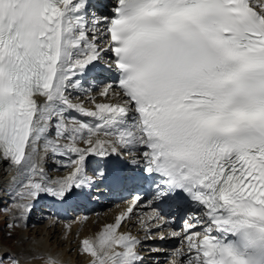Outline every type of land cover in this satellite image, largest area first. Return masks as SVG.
<instances>
[{
	"label": "snow or ice",
	"instance_id": "obj_1",
	"mask_svg": "<svg viewBox=\"0 0 264 264\" xmlns=\"http://www.w3.org/2000/svg\"><path fill=\"white\" fill-rule=\"evenodd\" d=\"M89 7L0 0V161L15 170V219L27 226L41 197L91 192L118 160L141 187L79 241L86 264H144L141 240L118 231L142 203L147 236L179 240L168 264H264V0ZM96 71L110 76L85 87ZM85 93L91 106L73 99ZM49 158L63 176H48Z\"/></svg>",
	"mask_w": 264,
	"mask_h": 264
},
{
	"label": "bare ground",
	"instance_id": "obj_2",
	"mask_svg": "<svg viewBox=\"0 0 264 264\" xmlns=\"http://www.w3.org/2000/svg\"><path fill=\"white\" fill-rule=\"evenodd\" d=\"M112 3H113V0H102L101 1L102 8L98 9L99 4L96 3L91 11H97L98 15L107 14L109 12L111 6H112ZM102 75L107 76L106 73L104 74L102 71H96L94 73L89 72V74L84 78V80H85L84 86L88 87L89 82L93 78L95 79V81H98V79H100ZM95 90L96 89L94 88L93 93L95 92ZM86 95H87L86 93L82 94L80 96L74 95L73 99L74 100H76V99L85 100L86 106H91L87 102V100L85 99ZM37 99H42V98L37 97ZM7 165H8L7 162L0 161V199H2V203H4L8 199V197L11 195V193L15 190V185L11 182V178H9L11 174L6 172ZM71 198L72 197H69L67 200H64L63 202H69L71 200ZM49 200H50V198L47 196L41 197V199L36 202L35 206L43 205L45 202H48ZM55 202L56 203H62V202H58V201H55ZM2 203H0V204H2ZM121 210H122V208L115 209V210L105 208L104 211H106V212H114V213H111L112 214L111 216L109 215L110 217L107 218V221H104L103 218H99L100 214L104 212L103 211L99 214V216L97 215L98 213L96 214V217L98 216V218H95L94 213L91 214L89 216L88 222H86V223L82 222V220L78 219V217L75 218L74 220H69L68 222H60V223H58V225L52 224V223H44L40 229H35V233L38 232L39 235H35L34 237H32L30 239V242L28 244L24 245V248L21 249L22 244L20 246L18 244L17 248L15 247L16 252H17L16 254H18V256L21 255L19 257H22V258H29V257L33 258V257L39 256V255H43L46 260L48 257L47 255H51L60 261L70 262V260L73 259L74 263L81 264L83 261L86 260L87 257L80 255L79 252L76 251V249H78L77 248L78 240L80 241L84 237H94L103 228V226L105 224L113 223L115 220V217L120 213ZM135 213H136V211H135ZM139 216L140 215L136 213L131 218L125 220L123 222V224L121 225L120 229L122 231H131V232L135 233L139 238H141L142 239V245H141L142 248L140 251L143 252L144 254H146L147 252L145 250L147 249V246L152 244V242L148 238H145V235H146L145 231L141 228V226L138 222H135L136 218ZM31 218L33 219V216H30L28 218V221L30 223L33 222V221H31L32 220ZM105 219H106V217H105ZM98 221H100V223ZM95 222H97L96 223L97 226H93V224ZM68 223L72 224L70 231L65 228V224H68ZM27 224H28V222H27ZM30 230H31V228L27 232H24V234H22L20 236L19 240L21 242L23 240H25V236L31 235ZM51 230L53 232H51ZM55 232H56V234H55ZM17 234H19V233H17ZM58 235L61 236V239H59V241H57ZM49 236H50V239L54 238V240L52 241L53 243H56L58 246H60V249L58 251H55V253H54V250L49 248V246L55 245V244L53 245L52 242L49 243ZM2 243H3V241H2ZM72 243L75 244L73 247L71 245ZM2 245H5V244H2ZM1 248H0V254L5 253L4 249L3 248L1 249ZM73 248H75L74 253L69 255L68 252ZM73 256H76L75 257L76 259L73 258ZM74 263H72V264H74Z\"/></svg>",
	"mask_w": 264,
	"mask_h": 264
},
{
	"label": "rangeland",
	"instance_id": "obj_3",
	"mask_svg": "<svg viewBox=\"0 0 264 264\" xmlns=\"http://www.w3.org/2000/svg\"><path fill=\"white\" fill-rule=\"evenodd\" d=\"M1 201H0V203H2V199H0ZM105 209H102V210H100L99 211V213H98V216H99V214H100V212H103ZM110 213V214H109ZM111 213H114V212H106V211H104L103 213H101L100 214V216H99V218H103L104 219V221H107V218L108 217H110L112 214ZM11 214H9L8 212L7 213H5V215L3 214V212L0 210V225H3V226H5V228H3V230H1L0 229V246L4 249V251H8V252H10V253H12L14 256H17V257H19V256H21V255H19L18 256V254H16L17 252H16V248L18 247V244H19V246L21 245V249L22 248H24V245L25 244H28L29 242H30V239L32 238V237H34L35 235H39V233L37 232V233H35V229H40L42 226H43V224L45 223V222H39V223H33V224H28L27 226H19L18 225V227H15L14 228V231L13 232H9L8 231V228H7V226H8V224L9 223H12L13 221H14V219H13V217L11 218V216H10ZM110 215V216H109ZM98 216L97 217H95V218H98ZM105 217H106V219H105ZM32 219V218H31ZM30 219V220H31ZM70 220H74V218L73 219H70ZM31 221H33V220H31ZM37 221V220H36ZM14 222H16V221H14ZM13 222V223H14ZM28 223H30L29 221H27ZM34 222V221H33ZM38 222V221H37ZM86 222H88V220H86L84 223H86ZM99 223H100V221H98ZM97 222H95L94 224H93V226H97V224H96ZM58 225V224H57ZM87 225V224H86ZM35 226V227H34ZM31 228V230H30V236H25V240H23L22 242L19 240L20 239V236L22 235V234H24V232H27L29 229ZM33 228V229H32ZM17 229V230H16ZM21 232V233H20ZM51 232H53L52 230H51ZM9 233H11V235H9ZM17 233H19V234H17ZM55 234H56V232H55ZM26 235V234H25ZM58 239H57V241H59V239H61V236H59L58 235V237H57ZM19 241H18V240ZM54 240V238H51L50 239V236H49V243L50 242H52ZM2 241H3V243H2ZM2 244H5V245H2ZM52 244L54 245V246H49V248H51L52 250H54V253H55V251H58L59 249H60V246H58L56 243H53L52 242ZM78 244H79V240H78ZM72 245V247L75 245L74 243H72L71 244ZM4 246V247H3ZM0 247V248H1ZM16 247V248H15ZM1 248V249H2ZM77 248H78V246H77ZM74 250H75V248H73V249H71L68 253H69V255H71V254H73L74 253ZM76 251H78V249H76ZM76 256H73V258H75ZM21 257H19V259H20ZM76 259V258H75ZM66 262H68V261H66ZM74 263V260L73 259H71L70 260V262H68L69 264H72V263Z\"/></svg>",
	"mask_w": 264,
	"mask_h": 264
}]
</instances>
